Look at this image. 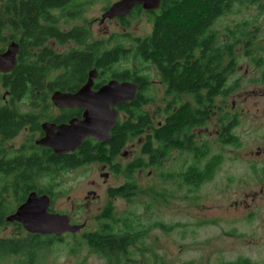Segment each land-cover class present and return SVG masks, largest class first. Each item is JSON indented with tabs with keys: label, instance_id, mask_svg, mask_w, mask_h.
<instances>
[{
	"label": "trees",
	"instance_id": "16d2710c",
	"mask_svg": "<svg viewBox=\"0 0 264 264\" xmlns=\"http://www.w3.org/2000/svg\"><path fill=\"white\" fill-rule=\"evenodd\" d=\"M239 1L161 0L157 9L144 11L152 23V31L148 35L132 37L127 32L114 33L109 40L112 41L111 46H104L100 40L87 44L89 31L86 26H72L67 30H61L58 26V16L53 14L54 11L68 10L65 13L67 17H80L83 5L77 0H0V39L4 40L8 36L23 44L21 55L27 52L25 47L41 46L51 37L59 43H75L74 47L62 54L55 55L45 50L50 58L47 61L46 55H43L41 67L36 64L28 65L26 58L20 56L21 62L8 77L12 90L20 94L28 84L73 90L86 80L87 72L92 67L98 70L99 82L95 83L96 87L108 78L135 81L138 84L137 96L133 101L118 106L125 119L119 123L120 126L117 124L113 128L111 139L105 144L108 145L104 149L105 153L94 157L91 146L85 143L81 148L83 158L110 163L117 153L115 149L124 145L128 133L130 137H141L139 155L125 163L110 166L111 173L122 176L123 182L108 188L109 197L121 196L132 201L139 190L134 173L148 166L155 167L162 182L176 178L178 186L198 188L215 176L223 157L220 153L208 154L204 142L197 145L193 129L206 125L213 99L216 96H226L232 90L228 79L233 71L234 43L218 40V32L211 27L218 17ZM140 10V6H135L128 15L136 17ZM127 16L120 17L123 26L128 25L125 20ZM131 62L133 67L126 65ZM146 64H152L156 68L166 93L173 96L164 107L166 116L159 125L153 123L149 111L143 108L151 99L145 97V93L151 88L149 77L143 72ZM182 93L190 94L194 104L188 100L178 101L176 97ZM175 105L177 109H173ZM14 117V113L7 109L0 112L4 132L8 133L19 125ZM219 123V142L236 145L238 138L232 133L235 123L230 114L224 113ZM112 148L113 152L108 155L107 152ZM171 149H177L180 154L191 157L192 161L190 160L184 171L162 169L163 160L170 154ZM203 156L208 157L202 159ZM48 159L58 162L59 166L66 165L64 163L67 162H78L74 157L56 155H50ZM39 161L37 156L25 160H0V178L3 172L11 173V167L16 164L24 166L17 176L18 184H0V226L6 224L5 219L14 205H19L29 191L36 190L53 195L54 187L61 185L45 184L39 187L37 184L28 183L26 179L34 172L37 173ZM61 173L59 171L55 175ZM149 191L161 199H165L168 194L165 190L153 188ZM153 200L145 201L144 207L149 213L147 215L138 213L132 207L115 214L113 207L107 205L96 216L94 230L82 234L84 242L80 239L79 245L86 246L91 253L104 257L106 264H137L123 261L121 255H127L130 246L149 249L144 246V239L152 228L172 229L173 224L150 218L156 205ZM58 240H63L62 235L57 237L26 232L25 235L0 236V259L10 258V264H39L40 259L48 256L53 249V243ZM78 250L72 248L73 253ZM218 264L255 263L247 257H238Z\"/></svg>",
	"mask_w": 264,
	"mask_h": 264
},
{
	"label": "rangeland",
	"instance_id": "374dc122",
	"mask_svg": "<svg viewBox=\"0 0 264 264\" xmlns=\"http://www.w3.org/2000/svg\"><path fill=\"white\" fill-rule=\"evenodd\" d=\"M77 1L83 5L78 19L67 17L65 13L68 10H57L53 14L58 16L61 30L86 26L88 45L100 40L111 46L112 41L109 40L114 33L127 32L132 37H144L152 31V23L142 9L136 17L126 15L128 25L123 26L120 17L100 22L103 12L116 0ZM263 3L264 0H240L218 17L211 27L218 32V40L234 43L235 47L234 51L232 47L233 71L228 79L232 90L226 96H216L206 125L193 129L197 145L204 142L208 154L220 153L223 157L215 176L198 188H188L178 186L176 178L162 182L155 167H144L134 173L139 190L129 201L121 196H108V188L119 185L123 178L112 173L105 183L101 182L99 175L104 169L98 164L61 173L56 179L61 185L54 187L51 203L56 211L66 213L71 223L85 225L80 231L66 233L62 241L53 243V249L45 259H40L39 264H106L104 257L79 245L82 234L94 230L96 216L107 205L113 207L115 214L132 207L147 215L144 204L150 199H154L156 204L150 218L173 224L172 229L152 228L144 239V246L150 250L140 249L143 246L139 249L138 246H130L129 253L121 255L123 261L137 264H218L247 257L255 264H264V13L260 11ZM74 46V41L66 45L57 43L55 49L61 51ZM126 65L133 67L132 62ZM143 72L151 84L145 93V97L151 99L143 108L149 111L153 123L160 124L166 116L164 107L173 96L166 93L152 64H146ZM97 78L96 83L99 82ZM110 79L115 78L105 81ZM176 98L194 104L190 94L182 93ZM173 109H177V105ZM226 112L235 123L232 133L238 138L236 145L219 142V119ZM118 119H125L124 114L120 113ZM129 138L125 149L130 154L126 160L116 157L118 164L139 155L141 137ZM203 157L206 159L208 156ZM190 158L177 149H171L163 160L162 169L184 171ZM91 180L99 183L93 184ZM42 181L47 180L44 178ZM37 185L42 187L45 184ZM150 188L165 190L168 194L161 199L150 193ZM17 206L14 205L10 214ZM16 223L7 221L0 226V236L25 235V229ZM72 248L79 250L73 253ZM10 261V258L0 259V264H10Z\"/></svg>",
	"mask_w": 264,
	"mask_h": 264
},
{
	"label": "flooded vegetation",
	"instance_id": "af4514ba",
	"mask_svg": "<svg viewBox=\"0 0 264 264\" xmlns=\"http://www.w3.org/2000/svg\"><path fill=\"white\" fill-rule=\"evenodd\" d=\"M263 5L264 3L260 7L261 13H264L262 11ZM12 41L17 42L19 46V53L16 55V62L14 63L13 67L10 70L8 71L0 70V112L5 109L13 112L15 116L14 121L16 123H19V125H17L15 129H12L8 133H6L4 132L2 128L3 127L2 123L0 122V160L2 159L5 161L6 160L15 161L16 159L25 160L37 156L40 159L39 161L40 166L39 168L36 167L37 173L34 172L32 176L26 179L28 180L29 184H58L59 182L58 180H56L57 175H55V173H58L59 171L64 173L74 168L83 167V166L86 167L91 164H98L101 166L102 169H104L99 176L102 179L101 182L105 183L112 174L110 166L117 163L116 157H120L126 160L128 158L127 156L130 154L129 150L125 149V146L127 145L128 140L130 139L128 133L124 145L123 146L120 145V147L115 149L117 153L114 159L110 160V163L97 159H94L93 161H90V159H86V158L84 159L83 154L81 152L82 151L81 148L85 143H88L91 146L90 149L93 150V153L95 155L94 157L100 156L103 153H105L104 149L106 146H108L105 144L111 139L113 128L117 126V124L118 126H120L119 123L122 120L118 118H119V114L122 113V111L118 108L119 110L118 118L116 124L110 130V138L107 141H99L94 139L93 137H85L81 141L80 145L75 149L62 151V152L56 151L52 147V145H47V143H43V141L48 142V139H51L50 136L53 133H55L57 126L61 124H68L69 121L73 118H77V119L82 118L83 111L78 107L56 106L51 100L52 93L56 90L62 92H75L80 86H78L76 89L68 90L59 87H50L47 85L41 86V85L28 84L26 85L24 91H22L20 94H17L15 91L12 90V85L8 77L12 75L15 66H17L21 62L20 56L26 58V62L28 65L36 64V66L41 67L43 65L42 62L43 55L44 56L46 55L45 58L47 59V61L48 58H50L45 50L49 51V53L50 52L54 53L55 55L62 54L65 50L59 51L58 49H55V46L57 47V43L59 44V42L54 37H51V38H47L45 42L42 43L41 46L25 47L27 52L24 55H21L23 44L7 36V38L4 40L0 39V53H3ZM49 41H51L52 44L50 46H48ZM69 42L71 41H66L61 44L66 45V43ZM68 49L69 48H67L66 50ZM234 49L235 47H233V51ZM95 83L93 85L94 89L100 86L99 85L98 87H96ZM44 124H46L47 126H44ZM50 142L53 143L52 140ZM123 149L124 152L122 151ZM113 150H114L113 148L109 149L107 154L108 155L111 154ZM50 155L63 156L66 158L74 157L75 159H78V162L74 164H69L67 162L64 163L66 165L59 166L58 162H52L48 159V156ZM23 168H24L23 165L16 164L15 166L11 167L10 169L11 173L6 174L3 172L0 178V184H18L16 179L19 173L23 170ZM104 172L108 173V175L102 176L101 174ZM44 178L47 181H42ZM91 183L98 184L99 182L97 180H91ZM31 191H35L38 194H47L36 190H31ZM47 195L50 197L49 210L58 212L55 210L53 204L51 203L52 195L49 194Z\"/></svg>",
	"mask_w": 264,
	"mask_h": 264
},
{
	"label": "water",
	"instance_id": "95a60500",
	"mask_svg": "<svg viewBox=\"0 0 264 264\" xmlns=\"http://www.w3.org/2000/svg\"><path fill=\"white\" fill-rule=\"evenodd\" d=\"M160 2L161 0H116L103 12L100 22L126 16L138 5L143 10H155ZM18 53L17 42L12 41L7 49L0 53V70H10L16 62ZM97 76V68H91L87 72L86 80L75 92L56 90L52 93L51 100L56 106L78 107L83 111L82 118H73L68 124L57 126L55 133L50 136L51 139L43 143L52 145L56 151L62 152L75 149L85 137H93L99 141L109 140L110 130L116 124L119 114L118 106L136 98L138 84L131 80L110 79L94 89ZM101 175L107 176L108 173L104 172ZM49 207L50 197L47 194L31 191L6 220L19 223L30 234L57 237L65 232L80 231L84 227V223H71L66 213L50 211Z\"/></svg>",
	"mask_w": 264,
	"mask_h": 264
},
{
	"label": "bare ground",
	"instance_id": "6f19581e",
	"mask_svg": "<svg viewBox=\"0 0 264 264\" xmlns=\"http://www.w3.org/2000/svg\"><path fill=\"white\" fill-rule=\"evenodd\" d=\"M121 81V80H120ZM137 92H138V90H137Z\"/></svg>",
	"mask_w": 264,
	"mask_h": 264
}]
</instances>
